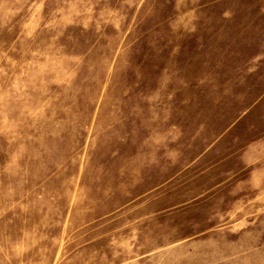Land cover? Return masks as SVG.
Masks as SVG:
<instances>
[{
    "label": "rangeland",
    "instance_id": "rangeland-1",
    "mask_svg": "<svg viewBox=\"0 0 264 264\" xmlns=\"http://www.w3.org/2000/svg\"><path fill=\"white\" fill-rule=\"evenodd\" d=\"M0 264H264V0H0Z\"/></svg>",
    "mask_w": 264,
    "mask_h": 264
}]
</instances>
